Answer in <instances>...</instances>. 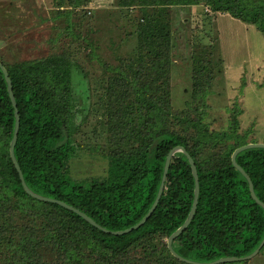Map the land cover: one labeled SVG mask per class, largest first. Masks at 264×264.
<instances>
[{"label":"trees","instance_id":"obj_1","mask_svg":"<svg viewBox=\"0 0 264 264\" xmlns=\"http://www.w3.org/2000/svg\"><path fill=\"white\" fill-rule=\"evenodd\" d=\"M194 3L255 25L264 37V0ZM172 7L166 2L120 8L127 23L126 54H119L116 63L101 65L85 89L89 99L93 96L89 109H95L104 146L81 143L82 126L92 111L77 121L80 104L73 75L82 69L69 48L31 60L0 59L19 116L14 155L34 193L64 201L103 228L122 230L150 208L165 157L173 146L181 145L196 166L199 194L194 216L173 240V249L197 261L243 256L264 236V209L251 197L231 154L255 140L239 132L237 107L229 109L225 129H212L205 120L206 98L222 68L217 38L192 56L190 97L183 108L173 109ZM68 13L65 28L70 24ZM76 28V33L64 31L82 40L89 56L96 55L93 49L99 39L89 33L92 29L80 33ZM13 128L14 109L0 70V264H190L173 256L166 244L187 217L193 199V176L182 152L172 156L161 197L145 222L130 232L112 234L24 190L9 155ZM82 150L106 158L104 175L72 177L69 162ZM236 162L264 203V148L242 150ZM263 250L264 244L258 253Z\"/></svg>","mask_w":264,"mask_h":264},{"label":"rangeland","instance_id":"obj_2","mask_svg":"<svg viewBox=\"0 0 264 264\" xmlns=\"http://www.w3.org/2000/svg\"><path fill=\"white\" fill-rule=\"evenodd\" d=\"M166 2L173 5L170 70L173 109L183 108L190 97L192 56H198L205 45L217 38L222 68L206 98L205 120L212 129H225L229 109L237 107L241 110L239 132H247L248 140L264 143V37L255 25L227 13L211 12L194 3L195 0H0V59L7 63L31 60L69 48L83 72L75 71L73 75L74 94L80 104L77 121L92 111L82 126L81 143L104 146L105 139L98 134L101 128L96 123L95 109H89L94 99L93 96L89 99L87 84L99 75L101 65L116 63L119 54H126L123 29L127 23L120 8ZM67 12L70 24L65 28ZM78 26L80 33L91 28L89 33L99 39L98 48L93 46L96 55L89 56L83 41L64 31L76 33ZM69 163L72 177L83 179L104 175L107 162L99 152L82 150ZM246 264H264V250Z\"/></svg>","mask_w":264,"mask_h":264},{"label":"water","instance_id":"obj_3","mask_svg":"<svg viewBox=\"0 0 264 264\" xmlns=\"http://www.w3.org/2000/svg\"><path fill=\"white\" fill-rule=\"evenodd\" d=\"M0 70L2 71V73L4 75V78L6 80L8 95H9V98L11 100V104H12L13 109H14V128H13L12 137H11V140H10V143H9V155H10V158H11L12 162L15 165V168H16L17 172H18L21 184H22L24 190L29 195H31L32 197H35V198H37L39 200L51 201V202L58 203V204H60V205H62L64 207L76 212L81 217H83L85 220H87L91 224L103 229L106 232H110L112 234L127 233V232H130L132 229H136L139 226H141L145 222V220L148 218V216L152 213V211L154 210L159 198L161 197L162 191L164 189V183H165V179H166L167 170H168V167H169V162H170L172 156L174 155V153L180 151V152H182L185 155V157L187 159V162H188V164L190 166L192 176H193V181H194L193 199H192V203H191V208H190V210H189V212L187 214V217L183 221V223L179 227H177L166 239L167 248L170 251V253L173 256H175L176 258H178V259H180L182 261H185L187 263H190V264H217V263H223V262L248 260V259L252 258L253 256H255L259 252L260 248L264 244V236L262 237V239L260 240L258 245L255 247V249L253 251H251L250 253L246 254V255H243V256H223V257H219L217 259L211 260V261H197V260L188 259V258H185V257L181 256L180 254H178L173 249V246H172L173 240L186 228V226L189 224V222L191 221V219L194 216L196 205H197V201H198V194H199V183H198V176H197L196 166L194 164V161H193L192 157L189 155V153L181 145L173 146L168 151V153H167V155L165 157L163 170H162V175H161V178H160V183H159L155 198H154L150 208L147 210L145 215L138 222H136L135 224H133V225H131V226L125 228V229H122V230H108L106 228H103L99 224H97L93 219H91L88 215H86L84 212H82L79 209H77V208L65 203L64 201L34 193L27 186V184L25 183V180L23 178L22 172L20 170V167H19V165L17 163V160L15 158V155H14V146H15V142H16V138H17V134H18V130H19V116H18V111H17L14 95H13V92H12V86H11L10 77L8 75V72H7L6 68L3 66V64L1 62H0ZM255 147H263L264 148V143L248 142V143H246L244 145L236 147L233 150L232 154H231V162H232L233 166L245 177V179H246V181L248 183V189H249L251 197L254 199V201L257 204H259L264 209V203L256 196L250 177L243 170V168L236 162V155L239 152H241L242 150L248 149V148H255Z\"/></svg>","mask_w":264,"mask_h":264}]
</instances>
